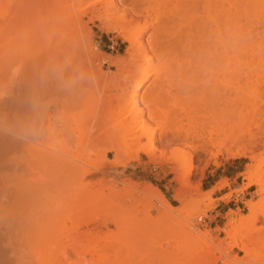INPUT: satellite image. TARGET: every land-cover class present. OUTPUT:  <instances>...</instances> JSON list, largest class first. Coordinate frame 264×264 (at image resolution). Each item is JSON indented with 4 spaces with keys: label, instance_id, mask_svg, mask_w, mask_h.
<instances>
[{
    "label": "rangeland",
    "instance_id": "374dc122",
    "mask_svg": "<svg viewBox=\"0 0 264 264\" xmlns=\"http://www.w3.org/2000/svg\"><path fill=\"white\" fill-rule=\"evenodd\" d=\"M108 1L49 0L44 7L46 11L53 14L52 16L58 22H63L69 17L70 9H81L80 14H77L79 19L75 18L76 14L74 13V17H69L73 23H69L67 19L69 25L67 22H64V25L67 24L66 27L61 24L65 28L71 26L70 29H75L71 31V34L67 28L64 35L68 36L65 38L67 41L70 39V43L65 42H67L66 44L72 42L75 43L74 45L77 44V47L79 46L80 55L78 53L77 61L81 56L79 61L81 69L78 68L81 70L78 77L82 91L80 101L84 103L80 106L88 108L83 107L82 112L80 107L81 111L78 113L82 112L83 116L77 114L78 117L76 116V122L73 124L75 126L78 124L77 120L82 118L79 120L81 127L78 125L81 130L77 131L79 128L76 125L75 133L69 136L78 135L82 130L88 132L89 128L96 132L100 128V124L104 123L99 130L104 129V132L101 133L105 134L95 139L94 148L101 152L109 151L112 155H121L127 151L133 154L138 152L140 159L138 161L130 160L131 166L130 164L115 165L111 172L102 170L98 159H95L89 165L85 164V167L94 176L90 182L76 184L72 176L61 178L58 181L50 180V184L59 183L55 188L52 187L54 189H51L54 194L57 193V190L60 191L57 197L50 196L54 195L51 191H49L50 193H41V197L44 195L43 199L40 196H38L39 199L36 197L39 205H35L37 202H32V206L29 207V212L33 211L34 213L32 218L29 217L31 216L29 213V216L25 215L28 211L26 210L21 215L18 214V217H22L21 219L16 220L15 217L7 220L9 223L11 222V225L15 224L16 227L20 224L18 220H22L23 225L25 222L27 224L33 221L34 231H38V233L32 231L34 234L31 236V233L27 232L28 228L25 224L24 233L27 232V234L23 237L24 233H21L23 228L20 230L19 226L18 233L16 232L18 229L12 227L15 229V235L12 233L14 241L19 239L27 241L28 239L29 242L32 238L38 239L40 233H45L46 230L37 228L41 224H46L47 230L53 231L54 229L57 232L59 237H55L58 239L55 241L60 240L66 246L67 262L69 263L264 264V241L256 243L247 241L251 254L258 256L250 258L245 257V253L234 245V240L227 236V232L231 235L234 234V230L227 225L228 220L246 215L248 201H258L262 198V196L260 197L262 194L256 192L259 188L257 184L247 186L246 183L248 182L249 168L257 167L258 173L264 175V61L224 62L202 59L194 62H169L171 65L166 67L167 62L165 65H161L156 61V57L153 58L148 66L151 68V74L141 87L134 102L137 109L143 108L140 116H142L143 125L147 130L138 141L134 140L131 133L127 134L125 131V126L124 128L112 126L116 125L114 123L118 121L119 117L118 119L115 117V120L114 117L111 118L110 111L112 112L113 108H111L112 105L109 108L107 104L110 105L114 101L112 97L122 92L120 88L126 77L130 78L131 83H134L140 71L144 66H147L148 62L144 60L145 57L137 55L139 49L131 48L129 43V38L138 28L137 25H141L145 18L149 19L150 24L141 33L139 40L143 47L151 52L155 41L163 36L164 13L172 7L173 2L170 0H148L139 7L141 14L134 12L128 5H122L103 12L101 19L94 17V14L102 10L101 8ZM92 2H95L93 6L82 9ZM29 4V7H32L29 9L32 13L29 22L32 25L27 28L25 36L27 34V37L36 39L37 25L43 23L45 18L42 14L37 13L32 3ZM29 7L26 0H5V12L8 16H13ZM90 9L93 12H90ZM54 10L56 13L58 12L57 14L62 12L67 15L66 18L63 17L64 15H58L63 17L61 19L55 18ZM41 17L43 18L41 19ZM77 20L78 23H76ZM113 25L118 26V29L111 30ZM64 30L66 31V29ZM14 36H10V39L12 41L17 39L14 42L17 43L20 38ZM1 37L2 40L5 37L7 42L10 41L7 39L9 35ZM1 39L0 42H5ZM71 39L76 41L73 42ZM31 46L32 44L29 42L28 49L29 47L33 48ZM160 84L162 85L159 88ZM225 90H227V94L224 93ZM83 93L89 94V97L83 98ZM114 93L116 94L114 95ZM129 96L130 94L127 93L123 102L130 101ZM176 101L177 103H175ZM90 102L93 104L90 105ZM102 105H105L103 110ZM122 105L124 104L121 103ZM125 105L128 104L125 102ZM147 105L154 112L151 117L148 116ZM91 110L93 113H90ZM112 113L114 114V111ZM53 118L62 120L59 114H55ZM57 119L56 122H58ZM64 119L66 118L64 117ZM129 122L133 131L138 133L142 124L139 115L135 114V117ZM61 123L59 121L57 125L65 127V124L61 125ZM96 123L99 124L98 127H96L98 124L94 126ZM105 123H107L106 126ZM212 125L218 132H221L219 148H222V151L214 156L210 153L200 152L193 145L202 130ZM63 127H61L62 130L66 131V127ZM176 129L188 137L189 144L184 142L163 143L161 141L164 132L170 135ZM230 131H234L233 140ZM98 133L94 134L99 135ZM123 133L126 134V138L123 137ZM62 134L54 136L62 137ZM66 135L63 134V138ZM60 139L51 142V140H55V137L54 139L52 137L45 143H57ZM63 143L60 145L64 147ZM51 144L45 146L46 148L43 147L44 150L49 149ZM60 145L55 144V150L59 147L60 150ZM52 146L54 145L52 144ZM219 148L212 147V151ZM53 149L51 147V151ZM55 150L50 152L59 153V150ZM144 150H152L154 159ZM228 150L232 153H228ZM62 153L61 151V157ZM67 156L69 157L68 154L64 157ZM69 159H73V157ZM189 159L192 170L186 178L184 171ZM75 162L82 163L81 161ZM82 165L84 166V163ZM36 167L38 168V166ZM37 168L35 169L36 173L30 170V173L34 172L30 174V177L37 174ZM38 175H40L39 172ZM36 176L33 178L39 177ZM156 194L161 195L160 199L156 197ZM36 198L33 201H36ZM13 209H7L8 212L14 211L9 213L11 217L16 214L15 208ZM0 211L3 214L0 218L9 219V214L3 213V210ZM41 211L44 216L40 213ZM38 213L42 215L41 217L46 218L45 221H48L53 228L44 222V218L42 220L37 217ZM24 215L27 218L23 217ZM258 216L262 218L261 214ZM255 224L257 227L261 225L260 221ZM41 227L42 225L39 228ZM44 233L42 235L48 236L47 232ZM28 234L30 236H27ZM19 235L22 238H19ZM235 235L238 238H243L241 234L237 235L236 233ZM49 236L47 240H52L54 237L51 238L50 233ZM33 240H31L32 244L37 241ZM18 242L16 244L19 245ZM56 242L54 244L60 245ZM37 243L40 244V242ZM43 243L51 247L45 248L44 252L47 255L46 252L48 249H52L53 243L45 241L41 243L42 246L33 245H38L39 248L43 247L42 250H44ZM33 245L30 242L29 246H25L31 248ZM57 246L54 247L56 250L61 245L59 248ZM56 250L55 252L49 251L52 252L50 253L51 258L57 256ZM48 256L49 254L47 258ZM60 256L59 259L57 256L58 260H60ZM58 260L55 257V261L52 262L63 264Z\"/></svg>",
    "mask_w": 264,
    "mask_h": 264
},
{
    "label": "bare ground",
    "instance_id": "6f19581e",
    "mask_svg": "<svg viewBox=\"0 0 264 264\" xmlns=\"http://www.w3.org/2000/svg\"><path fill=\"white\" fill-rule=\"evenodd\" d=\"M48 1L49 0H32L30 2V0H26L28 7L30 5L29 3H32V6L36 8L37 13L42 14L45 18L43 23L37 25L38 33L36 39H34V37H27V34L25 36L27 28H29V25H32L29 22L32 16L29 9H32V7L26 8L25 10L23 9L13 16H8L5 12V0H0V39L2 38L1 36L8 35L9 37H7V39H10V36L12 37V35H17L14 37L21 39L20 42L19 39L17 43H14L17 39H13V41L10 39V41L8 40L7 42L4 37V39L1 40L5 42H0V210H3V213L6 212L5 214L14 212H8V208H15L16 211L15 216L11 217V213L9 216L7 215L9 219H3L4 217L0 218V264H54L52 261H55V257L56 260H58L59 255L61 256L58 261H62L63 264H78L76 262H67L68 253L66 246H64L63 242L60 240V242H56L59 237L57 232H55L54 229L53 231L50 230L51 232L47 230L46 224L44 225L40 223L42 227L39 228L41 225L38 224L39 227L36 228L38 230H42L43 228V230H46L45 233L47 232L46 234L48 236L45 237L42 235L44 232H41L42 234L40 233L38 239L32 238L31 240H37L33 244H38L37 242H40V244H38L39 246H42L41 243L45 241L51 244L53 243L55 246L51 245V250L54 252L56 250L54 247L58 245L54 244V242L60 243L61 246L58 245L57 247L59 248L60 246L61 249L59 248L58 250L61 251L56 250L58 259L57 256H54V258L50 257V253L52 252H49L51 250L48 248V252L46 253L47 255L49 254V256L47 258L44 251H46L45 248L49 245L46 243H43L44 250H42L43 247L39 248L38 245L34 246L31 240H29V242L28 239L27 241H20L19 238H22V234L18 236L19 238L17 237L19 242L14 241L12 233L15 235L14 230L16 228L18 229L19 226L20 230L23 228L21 233H24V229L28 228L27 232H30L31 236L37 231H34L35 228L33 227V221L30 222L32 225H30V223H27V225L25 222V228L22 224V220H18L20 224L17 222L19 224L17 227L14 226L15 224L11 225V222L9 223L7 220H11L15 217L16 220L18 218L21 219L22 217H18V214L21 215L26 210L28 211H26L27 213L25 215H31L29 217L32 218L34 213L32 210V213L29 212L31 203L37 202L35 205H39L38 196L43 199L44 195H42V198L41 193L51 191L54 194V191L51 189H54L55 186L59 184H50V180L58 181L61 178L72 176L73 179H75L76 184L92 181L94 176L91 174V171L85 167V164L88 163L89 165L95 159H98L99 166L102 167V170L105 172H111V169L115 165H129L130 160L138 161L140 159L138 152L133 154L127 151L121 155H112L109 151L101 152L97 148H94L93 143L95 142V139L100 137V135L105 134L101 133L104 129L99 130L104 123L100 124V128L96 131L97 133L100 131L98 133L99 135H95L97 134L96 132H93L95 130H90L89 128L91 133H88L89 131L87 132V130L86 132H83L82 130V132L79 131L78 135L69 136L70 134L75 133L76 125L78 127L79 120L82 119V112L84 108H87L80 106V104L84 105V103H81L80 101L82 91L80 90L78 77L80 75L79 72H81V70H79L81 69L79 62L81 56L79 61H77L80 55L78 49L79 46L77 47V44L74 45L75 43L72 42L71 44H66L67 42L70 43V39L68 38L69 40L67 41L65 38L67 35H64L67 32L68 27L65 28L67 24L69 25V23H73V20L69 17H74L76 14L75 18L77 17L79 19L77 14L81 9H70L71 12H69L70 14L67 18L65 17L67 15H64L62 12L60 13V11V14H57L58 12L56 13L54 10L53 13L56 14L55 18H66L64 21L62 20L63 22L59 20L60 23L58 20L54 19V16H52L53 14H51L50 11L44 9ZM145 2H148V0H109L104 7L101 8L102 10H99L97 14L95 13L96 15L93 14L94 17L101 19L103 12L110 11L122 5H128L134 10V12L141 14V12H139V7ZM170 2H173V5L166 13H164L165 15L162 21L163 36L155 41L151 52L147 51L139 40L141 33H143L150 24L149 19L145 18L141 25H137L138 28L135 29L134 33L129 38V43L131 48L137 47L139 49L137 55L145 57L144 60L148 62L147 66H144L140 71L134 83H131L130 78L126 77L120 88L122 92L118 94H116L117 92L114 93V95L116 94L112 97L114 101L112 102L110 99L112 103L110 102V105L107 104L109 108L112 105V112L114 111V114H116L114 116L110 111L111 118L113 119L114 117L115 120V117H117V119L119 117L118 121L114 123L116 125L112 126L118 128H124L125 126L124 129L127 131V134L130 132L132 139L137 141L141 136L145 135L147 129L143 125L144 121L142 116H140L143 108L139 107L137 109V105L135 106L136 103L134 104V102L141 87L151 74V68L148 66L153 58L156 57V61L161 65H165L167 62L165 65L166 67H168L169 62H194L202 59L220 60L224 62L264 61V0H170ZM93 3L95 2L86 5L82 9L89 8L91 5L93 6ZM91 9L93 10L94 8L92 7ZM92 10L90 12H93ZM58 15L64 16L59 17ZM42 18L43 17H41V19ZM67 19L69 20V23ZM64 22H67V24L64 25ZM78 22L79 21L77 20L76 23ZM70 27L68 29L71 33V31L75 29L73 28L72 30ZM113 28L117 30L118 26L113 25L111 30H113ZM64 29H66V31ZM73 39H71V41ZM32 40H34V42H32ZM75 41L73 40V42ZM29 42H31V47L33 48L29 47L28 49ZM76 61L79 63V66ZM161 85L162 84L159 85V88ZM226 91L227 90L224 92L225 94H227ZM127 93L130 94V101L127 100L128 102H123V98L125 99ZM86 94L83 93V98L85 96L89 97V94ZM82 101L84 102V99H82ZM125 102L128 104L127 106L125 105ZM121 103L124 105L121 106ZM175 103H177V101ZM91 104H93V102H90V105ZM104 106L105 105H102V110ZM80 107L82 110V112H80L81 114L78 113L81 111ZM146 109L149 117L154 115L150 106L147 105ZM91 111L92 112L90 113H93V110ZM55 114H59L60 119L62 120L56 119L58 122H62L61 125L65 124L66 131H64V129L62 130L61 127L63 126L57 125L58 122L53 118ZM77 114L81 115V117L79 116L81 119L77 120L78 124L74 126ZM135 114L139 115L140 121L142 122L138 133L133 131V127L129 122L135 117ZM64 117L66 119H64ZM97 124L98 123L94 124V126ZM106 124L107 123H105V126ZM98 126L99 124L96 127ZM79 127L81 126L79 125ZM78 130L81 129L79 128L77 131ZM118 130L120 131V129ZM62 133L65 135L67 134L66 137L64 136L63 138ZM229 133L233 140L235 136L234 131H230ZM55 134H62V137H59L63 139L54 136ZM125 136L126 134L123 133V137ZM52 137L53 139L55 137V140H51V142H55L56 139H60L62 143L64 142V147L60 145L62 144L60 141L57 142L61 146L60 150V147L55 150L56 146H58H55L57 143H52L54 146L50 143L51 147L54 148L53 150H59L60 154L58 152L57 154L51 153L53 150L51 151V147L49 148L50 144H47V142L45 143V141L50 140ZM69 139H71L70 142ZM161 141L163 143L184 142L189 144L188 137L181 134L179 129H176V131L170 133V135L164 132ZM47 145H49L48 148L50 150L45 149V151L43 147H47ZM193 145L202 153H210V155L213 156L217 155L222 151V148H219L221 145V132H218L213 125L205 128L199 134L196 142H193ZM212 147H218L219 149L212 151ZM61 151L63 152L62 157ZM144 152L150 157L153 156L152 150H144ZM228 153L232 152L228 150ZM66 154L69 155V157L67 156L68 158L64 157ZM71 157H73L74 160L69 159ZM152 159H154V156ZM75 161H81L84 163V166L82 163L79 164ZM34 164L38 166V168ZM36 168L37 174H35V176L37 175L39 177L36 176L37 179H34L33 177L35 176L30 177V174L34 173ZM30 170H33L34 172L31 171L30 173ZM191 170L192 164L189 159L184 171V176L186 178ZM38 172L40 175H38ZM247 179V186L253 184L259 186L256 192L262 194L260 195L262 198L258 201H248V212L246 215H242L238 219L232 218L228 220L229 222L227 225L234 230V234L231 235L227 232V236L234 240V245L238 246L245 253V257L257 258L258 256H253L251 254L247 241L250 240L254 243L264 241V232H262V230H264V175L258 173L257 167L254 169L249 168ZM53 186L54 188H52ZM59 192L60 191L57 190V193L55 192L54 195L50 196L57 197ZM34 197H37L38 199L36 198L37 200L33 201L35 199ZM156 197L160 199L161 195L156 194ZM39 202L41 203V201ZM40 213L44 216L43 211ZM41 214L38 213L36 215L43 220L44 217H41ZM259 214L262 215V218H259ZM25 215L23 217L27 218ZM2 216V211H0V217ZM39 218H37L38 221H40ZM45 219L46 218H44V222L49 224ZM257 221H260L261 223L259 227L255 224ZM36 225L37 224L35 223V226ZM12 227H15V229ZM51 227L53 228L52 225ZM20 230L18 229L16 232L19 233ZM27 232L22 236L25 237ZM49 233L51 238L52 236L54 237L52 240L48 239V241L47 238L50 237ZM236 233L237 235L241 234L243 238L236 237ZM30 235L28 234L27 236ZM24 241L26 242L25 245L29 246V243L31 242V245L33 246H31V248L25 246ZM17 242L19 245L16 244ZM35 250H37L38 253L37 251L35 252ZM83 255H86V253H83ZM51 256L53 255L51 254Z\"/></svg>",
    "mask_w": 264,
    "mask_h": 264
}]
</instances>
